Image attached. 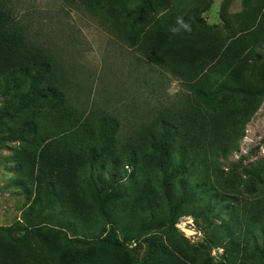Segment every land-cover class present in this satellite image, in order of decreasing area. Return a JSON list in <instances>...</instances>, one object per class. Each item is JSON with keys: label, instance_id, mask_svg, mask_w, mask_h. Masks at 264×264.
<instances>
[{"label": "trees", "instance_id": "1", "mask_svg": "<svg viewBox=\"0 0 264 264\" xmlns=\"http://www.w3.org/2000/svg\"><path fill=\"white\" fill-rule=\"evenodd\" d=\"M62 1L84 8L182 89L169 95L162 73L149 82L139 70L122 108L82 97L59 51L0 1V144L22 141L35 153L34 185L16 162L13 183L32 200L27 224L0 228V264H264V164L227 178L220 162L239 149L264 99V0L223 11L225 33L201 17L211 0ZM41 110L69 112L78 123L41 141ZM184 213L204 221L207 241L175 235ZM66 228L90 245L83 249ZM158 228H167L165 237L146 238L151 248L141 260L119 243ZM213 247L225 261H214Z\"/></svg>", "mask_w": 264, "mask_h": 264}, {"label": "rangeland", "instance_id": "2", "mask_svg": "<svg viewBox=\"0 0 264 264\" xmlns=\"http://www.w3.org/2000/svg\"><path fill=\"white\" fill-rule=\"evenodd\" d=\"M9 7L13 14L26 25L34 38L47 40L62 56L65 63L72 67L75 81L81 82L79 94L96 96L100 102L110 107L123 105L121 98L127 96L128 89L140 84L132 78V74L146 72L149 82L153 77L162 73L166 92L173 95L182 89L180 81L168 71L157 68L156 71L146 62L140 61L138 53L128 48L112 32L101 25L96 17L84 8L67 6L62 0H0ZM243 0H211L209 7L201 14L207 25L216 26L223 33L227 31L222 20V12L234 14L240 11ZM263 54L264 45L259 48ZM128 85V87H127ZM147 88V87H146ZM126 89V93L125 90ZM149 91V90H148ZM146 91V93L148 92ZM122 96V97H121ZM4 96L0 94V107ZM40 132L41 141H46L73 128L78 120L69 112L57 113L41 110ZM245 135L240 141L239 149L221 159V168L227 178L242 175L246 167L264 164V99L257 111L245 126ZM22 141H6L0 144V228L23 220V213L29 206L32 196L22 187L13 183L17 177V163L21 165V173L27 184L34 185V151H24ZM47 216L54 218V225L60 223L56 210L48 209ZM37 227L43 225L36 218L31 219ZM49 221V219L44 220ZM206 225L200 218L194 220L193 215L178 216L175 228L172 229L177 237H184L189 244L198 245L206 240L202 226ZM62 228V227H61ZM183 228H190L193 233H185ZM69 238H75L84 249L89 242L82 235H76L72 229H64ZM167 228L149 229L147 234L136 241L124 240L119 237V243L124 247H132L138 260L144 258L149 250L146 238L165 237ZM103 234L102 236H104ZM81 240V242H79ZM151 248V247H150ZM222 247H213L210 251L214 261L224 260Z\"/></svg>", "mask_w": 264, "mask_h": 264}, {"label": "clouds", "instance_id": "3", "mask_svg": "<svg viewBox=\"0 0 264 264\" xmlns=\"http://www.w3.org/2000/svg\"><path fill=\"white\" fill-rule=\"evenodd\" d=\"M178 23L181 25V28L184 30V31H191V25L189 22L183 20L182 17H179L178 18ZM181 28H174L172 29L174 32H179L181 31Z\"/></svg>", "mask_w": 264, "mask_h": 264}, {"label": "water", "instance_id": "4", "mask_svg": "<svg viewBox=\"0 0 264 264\" xmlns=\"http://www.w3.org/2000/svg\"><path fill=\"white\" fill-rule=\"evenodd\" d=\"M183 231H184L185 233H190V234L193 233V230L190 229V228H183Z\"/></svg>", "mask_w": 264, "mask_h": 264}]
</instances>
